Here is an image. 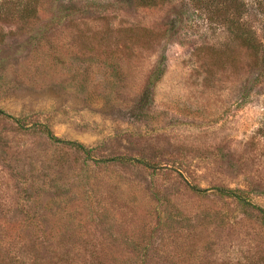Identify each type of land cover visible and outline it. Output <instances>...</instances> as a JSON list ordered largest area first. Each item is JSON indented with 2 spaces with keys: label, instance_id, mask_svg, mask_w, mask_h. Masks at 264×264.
Listing matches in <instances>:
<instances>
[{
  "label": "rangeland",
  "instance_id": "obj_1",
  "mask_svg": "<svg viewBox=\"0 0 264 264\" xmlns=\"http://www.w3.org/2000/svg\"><path fill=\"white\" fill-rule=\"evenodd\" d=\"M204 1L0 0V264H264V0Z\"/></svg>",
  "mask_w": 264,
  "mask_h": 264
},
{
  "label": "trees",
  "instance_id": "obj_2",
  "mask_svg": "<svg viewBox=\"0 0 264 264\" xmlns=\"http://www.w3.org/2000/svg\"><path fill=\"white\" fill-rule=\"evenodd\" d=\"M166 1H170V0H138L139 2L138 4L141 7L150 8V7L157 6L158 4L166 2ZM29 4L30 5H27V7H24L25 9L24 11H26L25 12L26 18H31V16H34L35 12H37V9L33 7V4L35 3L29 2ZM203 5L207 11H210V13L213 11H214L213 13H215V11L219 13L218 14L219 20H221L219 22H221V24H225L228 28H230V30L233 31V33L237 34L242 30V27L240 26V24L236 22V18L238 17L239 19V17H241L246 11V4L242 0H205ZM243 42L244 44H246L248 48L252 49L253 51L262 53L261 63L264 65V50L262 48V44L260 43V41H258L256 34L254 32H250L249 38L247 40L244 39ZM162 65L163 63L158 62L156 68L152 72L149 78V82L147 83V86L143 93L144 96L149 95L150 90L161 79L163 72H164ZM48 135L51 136L49 132H48ZM51 138L53 139V137ZM57 142L69 145L73 147L74 149L86 155H89L91 151L85 148L81 144L72 143V142L70 143V142H66L62 140H58ZM227 192L229 195L233 194L229 191Z\"/></svg>",
  "mask_w": 264,
  "mask_h": 264
}]
</instances>
